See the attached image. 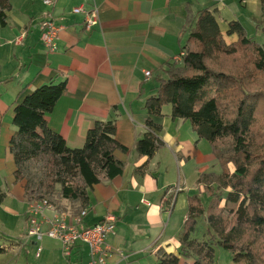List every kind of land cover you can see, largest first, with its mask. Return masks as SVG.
<instances>
[{
    "label": "crops",
    "instance_id": "crops-1",
    "mask_svg": "<svg viewBox=\"0 0 264 264\" xmlns=\"http://www.w3.org/2000/svg\"><path fill=\"white\" fill-rule=\"evenodd\" d=\"M261 0H10L6 26H0V264H88L89 250L76 244L70 255L48 238H27V206L33 193L16 181L9 146L16 128L14 106L36 88L65 82L55 107L45 116L47 126L68 148H83L87 133L98 121H114L115 139L126 149L114 157L123 173L92 187L78 227L91 226L108 214L116 219L107 236L105 264H155L157 251L177 254L189 193L202 192V174H219L208 143L197 140L186 120L172 119L171 107L151 118L163 146L152 158L138 156L135 145L146 131L143 106L154 94L156 78L167 62L180 61L187 34L186 21L198 11H216L227 42L228 24L239 22L248 35L262 17ZM77 7L97 11V24L84 28ZM49 13L62 27L56 50L40 41L39 22ZM145 72L150 73L146 78ZM59 189V187H57ZM49 203V202H48ZM43 210L46 219L66 215L74 224L73 206L60 200ZM45 229V228H44ZM44 240H48L43 244ZM42 248L36 257V246ZM35 251V253H34ZM191 261L181 259L180 264Z\"/></svg>",
    "mask_w": 264,
    "mask_h": 264
},
{
    "label": "trees",
    "instance_id": "trees-1",
    "mask_svg": "<svg viewBox=\"0 0 264 264\" xmlns=\"http://www.w3.org/2000/svg\"><path fill=\"white\" fill-rule=\"evenodd\" d=\"M260 4L264 18V0ZM10 9V0H0V26H6ZM183 32L180 61L164 65L154 94L145 100L146 131L135 149L138 156L152 158L163 146L151 118L170 106L172 119L188 121L197 140L208 143L220 172L198 178L202 198L187 197L177 254L159 250L155 264H180L181 259L214 264L213 247L230 252L232 264H264V42L231 22L226 34H236L237 41L227 44L216 11L209 9L190 17ZM255 32L264 36V20L255 22ZM64 90L65 82L44 84L14 106L16 131L9 149L16 181L53 205L67 201L79 215L94 185L123 173L114 152L126 149L115 139L112 120L96 122L83 148H68L45 120ZM200 219L205 231L197 239L192 234Z\"/></svg>",
    "mask_w": 264,
    "mask_h": 264
},
{
    "label": "built area",
    "instance_id": "built-area-1",
    "mask_svg": "<svg viewBox=\"0 0 264 264\" xmlns=\"http://www.w3.org/2000/svg\"><path fill=\"white\" fill-rule=\"evenodd\" d=\"M56 0H42L46 8L54 5ZM73 13L84 14V28L91 30L98 21L97 11L95 8L90 11L77 7ZM40 41L50 51L56 50V41L62 27L56 26L49 13L44 14L39 22ZM146 78L150 77L149 72H145ZM50 208L46 198H38L34 193L27 206V220L29 223L26 237L33 238L36 243L43 238L57 241L61 245L63 255L69 256L76 244H82L89 250L90 260L88 264H105L108 257V251L105 246L107 236L114 233L116 219L113 214H108L100 222L85 227H78L81 219L86 215L84 209L79 215L74 217V224L66 222V215L57 214L52 219H46L43 216V210ZM45 228V229H44ZM42 248L36 246V257H39Z\"/></svg>",
    "mask_w": 264,
    "mask_h": 264
},
{
    "label": "rangeland",
    "instance_id": "rangeland-1",
    "mask_svg": "<svg viewBox=\"0 0 264 264\" xmlns=\"http://www.w3.org/2000/svg\"><path fill=\"white\" fill-rule=\"evenodd\" d=\"M263 20H264V18H263V15H262L260 20H256L255 22L262 23ZM252 34L253 35H248V34L247 35L248 36H252L259 43H263L264 42V36L256 34V32L252 33ZM229 44H231V43H229ZM200 193L201 192L196 191L194 193H189L188 196L193 195V194H198L202 198V194H200ZM204 199H205V200H203L204 201V205H206V200L207 199L206 198H204ZM204 231H205V225H204L203 221L200 219V220H198L196 229H195L194 233L192 234V236L194 238H197V239H202V235H203ZM47 241L48 240H44L43 244H45ZM213 248H214V264H232V256H231L232 254L230 252L225 251V250H223L220 247H213ZM34 253H35V251H34Z\"/></svg>",
    "mask_w": 264,
    "mask_h": 264
}]
</instances>
